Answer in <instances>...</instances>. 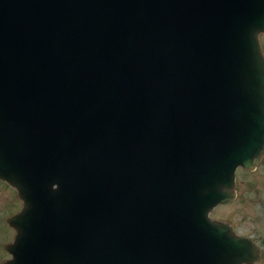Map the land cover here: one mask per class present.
<instances>
[{
  "label": "water",
  "instance_id": "water-1",
  "mask_svg": "<svg viewBox=\"0 0 264 264\" xmlns=\"http://www.w3.org/2000/svg\"><path fill=\"white\" fill-rule=\"evenodd\" d=\"M264 0H0V264H255L212 209L264 154Z\"/></svg>",
  "mask_w": 264,
  "mask_h": 264
},
{
  "label": "rangeland",
  "instance_id": "rangeland-1",
  "mask_svg": "<svg viewBox=\"0 0 264 264\" xmlns=\"http://www.w3.org/2000/svg\"><path fill=\"white\" fill-rule=\"evenodd\" d=\"M264 52V32L260 34ZM234 199L216 205L211 216L227 220L241 234L250 235L261 247V258L255 264H264V154L254 169L237 167ZM13 186L0 180V262L9 257L4 243L11 241L14 229L6 218L21 206Z\"/></svg>",
  "mask_w": 264,
  "mask_h": 264
}]
</instances>
